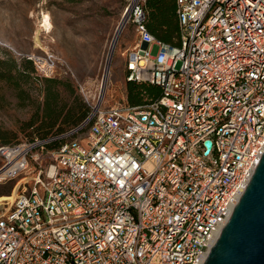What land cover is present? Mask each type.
<instances>
[{"label":"built area","instance_id":"built-area-1","mask_svg":"<svg viewBox=\"0 0 264 264\" xmlns=\"http://www.w3.org/2000/svg\"><path fill=\"white\" fill-rule=\"evenodd\" d=\"M145 2L123 25L136 33L124 80L160 96L99 98L66 134L0 144V184L25 178L0 205V264H202L251 181L264 155V0H176L178 44L150 32ZM26 56L42 76L69 68L53 51Z\"/></svg>","mask_w":264,"mask_h":264},{"label":"rangeland","instance_id":"rangeland-1","mask_svg":"<svg viewBox=\"0 0 264 264\" xmlns=\"http://www.w3.org/2000/svg\"><path fill=\"white\" fill-rule=\"evenodd\" d=\"M131 1L0 0V57L10 53L20 60L26 54L44 55L48 51L56 52L69 65V68H64L65 71L61 69L59 80L73 85L89 107V113V103L97 101L101 95L106 107L129 105L128 83L124 80L125 59L121 52L136 40L133 24L123 26L110 60L109 82L104 86L103 81L112 42L119 24L129 17L128 7ZM44 13L50 16L52 23L49 31L42 26ZM156 51L157 47L154 49ZM45 77L37 70L32 73L31 84L26 86L31 96L27 102L19 100L16 89L0 83V136L7 139L6 142L0 140V144L40 138L39 134L45 132H49L50 137L60 136L75 128H65L58 133V127L50 129L44 125L46 120L42 116V101ZM63 100L67 109L75 103L73 96L65 89ZM31 123L34 125L30 126ZM87 131L88 127L84 126L77 133L59 138L54 146L67 140L82 138ZM15 182L16 179L0 184V204L10 197L9 192ZM17 188L18 186L14 192Z\"/></svg>","mask_w":264,"mask_h":264},{"label":"trees","instance_id":"trees-1","mask_svg":"<svg viewBox=\"0 0 264 264\" xmlns=\"http://www.w3.org/2000/svg\"><path fill=\"white\" fill-rule=\"evenodd\" d=\"M147 22L150 32L158 39L178 44L179 43V20L176 13V0H146ZM36 72L33 60L27 56L18 60L14 55L6 53L0 57V83L8 84L17 90L21 102L31 99L26 86L31 84V75ZM31 80V81H30ZM43 108L42 116L46 120L44 125L53 129L58 127V133L65 128L77 127L87 118L89 107L84 103L82 96L77 93L73 85L58 77L43 78ZM128 103L131 106L143 105L148 98L159 97L161 89L159 86L146 82H128ZM63 89L69 91L73 96L74 105L66 108L63 100ZM31 123L30 126H33ZM49 132L39 134L40 138L50 137ZM0 140L7 139L0 136ZM56 143H51L53 147ZM10 194V192H9Z\"/></svg>","mask_w":264,"mask_h":264},{"label":"water","instance_id":"water-1","mask_svg":"<svg viewBox=\"0 0 264 264\" xmlns=\"http://www.w3.org/2000/svg\"><path fill=\"white\" fill-rule=\"evenodd\" d=\"M202 264H264V155Z\"/></svg>","mask_w":264,"mask_h":264},{"label":"bare ground","instance_id":"bare-ground-1","mask_svg":"<svg viewBox=\"0 0 264 264\" xmlns=\"http://www.w3.org/2000/svg\"><path fill=\"white\" fill-rule=\"evenodd\" d=\"M125 19L119 24V26H118V28H117V32H116V34H115V38H114V40H113V42H112V47H111V50H112V54H113V51H114V48H115V46H116V43H117V41H118V38H119V35H120V33H121V31L123 30L122 28H123V25H124V23H125ZM42 26L44 27V28H46L47 30L48 29H50L51 27H52V23H51V21H50V16L48 15V14H46V13H44V15L42 16ZM49 31V30H48ZM111 57H112V55H111V52H110V56H109V59H108V65H107V71H106V77L104 78V81H103V85L105 86V83L106 82H109V76H110V70H109V64H110V60H111ZM102 94V93H101ZM101 99L103 98L102 97V95H101V97H100ZM25 180V178L22 180V181H24ZM22 181H20V182H18V184H16L15 186H14V188L12 189V191H11V193H10V197L9 198H6V200H13L14 198H15V196L18 194V188H17V191L16 192H14V189L18 186L19 187V185H20V183L22 182ZM5 201V200H4ZM4 201H3V203H1L0 205H3L4 204Z\"/></svg>","mask_w":264,"mask_h":264}]
</instances>
